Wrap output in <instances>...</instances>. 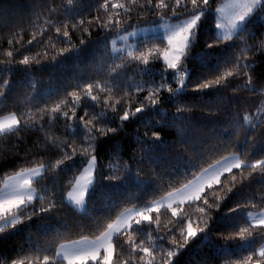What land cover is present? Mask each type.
<instances>
[{
    "label": "trees",
    "instance_id": "16d2710c",
    "mask_svg": "<svg viewBox=\"0 0 264 264\" xmlns=\"http://www.w3.org/2000/svg\"><path fill=\"white\" fill-rule=\"evenodd\" d=\"M222 1L210 0L211 8L217 9ZM108 2L106 11L105 0H74L71 5L67 0H0V69H4L0 71V85L4 81L10 85L2 89L0 116L14 113L21 120L20 131L0 135V186L9 174L39 164L48 166L33 181L39 195L26 212L18 214L23 222L0 234V264L19 259L29 264L26 257H31L30 264H42L45 255L50 259L54 256L59 243L99 235L121 210L149 203L227 154L237 153L244 164L264 159V11L254 12L238 39L234 35L231 41L218 45L215 50L221 55L214 56L212 63L220 62V66L215 70L202 67L198 54L205 50L206 42L215 39L209 29L216 24L217 13L202 21L187 58H182L191 71L186 93L174 99L167 88L161 89L154 97L158 104L147 107L150 93L163 77L173 89L178 87L173 70L164 72L167 41L160 36L142 37L132 50L113 52L111 39L134 26L167 17H187L191 4L184 0L187 7L173 14L176 0H165L169 8L163 10L154 6L149 10L147 0H137L129 5L132 11L121 15L119 25L105 28L110 19H116L118 10L111 4H128V0ZM158 2L153 0V5ZM65 30L68 37L63 36ZM128 52L147 56L148 63L132 60ZM25 57L29 59L27 65L21 63ZM237 59L255 62L249 74L259 92L244 87L247 77L234 67ZM228 70L239 71L240 75L229 77L226 85L193 91L199 83L215 80ZM96 83L103 89L92 90L98 102L85 99L86 86ZM73 92L81 96L83 107H75V115L69 119L64 113L72 115ZM142 105L145 110L124 121L122 131L107 136L94 131L95 186L90 194L88 191L86 209H76L65 194L90 157L82 155L88 146V133L80 117L87 112L85 122L91 120L89 126L94 130L119 128V117ZM57 106L59 110L53 112ZM245 115H251L252 124L259 126L253 129L246 124ZM70 124L76 127L69 129ZM154 132L159 140L153 139ZM73 150L76 156L70 158ZM203 196L213 205L210 211H199V207L207 208L203 199L176 206V217L171 208L164 207L150 213L152 222L142 223L143 232L126 231L114 236L112 264H163L166 252L159 249L171 250L173 239L176 244L183 243L180 229L184 227L186 234L188 220L193 228L205 231L190 240L172 264H243L249 254L254 260L259 258L256 253L264 242V232H252L254 253L239 247L244 241L238 232L249 223L247 212L264 208V174L259 169L234 168L221 175L219 184L206 187ZM52 202H56V208L51 212L38 211ZM234 207L237 211L232 214L236 218L233 223L238 227L221 222ZM33 208L38 214L32 215ZM129 236L137 244L143 241L141 247H147L151 254L139 250L133 254L129 244L124 243Z\"/></svg>",
    "mask_w": 264,
    "mask_h": 264
},
{
    "label": "snow or ice",
    "instance_id": "6c2138e0",
    "mask_svg": "<svg viewBox=\"0 0 264 264\" xmlns=\"http://www.w3.org/2000/svg\"><path fill=\"white\" fill-rule=\"evenodd\" d=\"M68 4L71 5L74 3V0H67ZM188 2L191 4V11L189 13V18L183 20L180 24L175 25L174 27L169 29V35H168V44L172 46L175 44V47L172 48V51L175 54L174 59L169 60L168 59V51L166 50L164 53V58L167 67L164 69V72L167 73L168 69H172L174 72L173 80L174 82L178 83V87L173 89L171 85L167 82L166 77H163V82L157 86H155V90L150 93L149 100L150 104L146 105L147 107H153L158 104V100L154 97L158 95L161 89L167 88V90L171 93L172 98L178 99L181 95L186 93L187 90V82L188 79L191 77V71L187 69V67L184 65L182 58H187L192 45L195 43V40L197 36L200 33V24L202 21H204L206 18L211 19L216 13L223 12V8H217L213 10L211 8L210 0H188ZM137 0H128V4L125 3H112L111 8L118 10L115 13L116 19L113 22V20H109L106 24L103 26L105 28L109 27H116L121 23L120 17L123 13H127L132 11L133 9L129 6L131 4H136ZM148 8L149 10L154 6L157 9H168L169 5L165 3V0H159L158 3L153 5V0H147ZM103 7L106 11L109 10V2L108 0H105V3L103 4ZM140 8H143L144 5H139ZM187 4L184 3V0H176L175 8H172L171 11L173 14H175L176 9L178 8H186ZM227 7L232 8L233 10H240L242 11H234L233 19L230 21V26L227 31H219L224 28V25L221 23H216L214 27H210L209 32L214 35L215 39L212 42H206L204 45L205 50L198 54L199 60L198 63L202 67H208L213 70L218 69L220 66V62H217L215 64L212 63V58L214 56L221 55L220 52H217L215 49L218 47V45L221 42L231 41L233 39V36L236 35L237 39L239 38V33L243 32L247 29L248 24L252 21V17L254 12L257 10L264 11V0H246L244 3H240L239 0H234L233 3L227 5ZM264 19V17H262ZM84 21H80V24L82 25ZM65 29L67 28V25L64 26ZM75 27V25H73ZM57 33L60 32V28L57 27L56 29ZM129 35H135V33H130ZM64 37H68L69 33L67 30L63 32ZM121 39H127V37H120ZM32 41H29L31 43ZM120 51V50H117ZM9 57L12 56L11 52H8L7 54ZM128 56L131 57L132 60H139L144 64L148 63V57L141 54V55H132L131 52L127 53ZM229 61H225V63H228ZM22 64L27 65L29 63L28 57H25L22 61ZM234 67L238 70H243V74L247 77V83L244 85L245 88H247L249 91L253 92H259L260 89H256L253 86V77L249 74L250 71L254 70L256 67L255 62H243L237 59ZM4 69H0V71H3ZM7 71H11V69H7ZM239 71H225L223 75H221L219 78L215 80H209L207 82L199 83L196 88L193 89V91H203L207 90L209 88H213L216 86L226 85V82L229 77L233 76H239ZM9 82L4 81L2 85H0V97L4 96V91L2 89L9 88ZM98 88L101 91L103 89L100 87L99 83L94 84H88L86 86L87 90L83 93L85 99H90L93 102H98V97L96 95H93V88ZM142 90V89H141ZM71 95L74 97L73 105L74 109L72 112V115L69 116V113H64V116L72 119L75 115V107H83L79 102L81 100V96L77 95V93L73 92ZM144 105L141 107H137L134 112H130L126 110L122 116L119 117L120 120V126L119 128H98L93 129L90 127L91 120H88L85 122V117L88 115L87 112H85L84 116L80 117V122H83V128L87 131L88 135L85 136V140L87 142V147L82 150V155L85 157H91L90 159L86 160L85 163L87 164V167L84 169L85 172H89L91 169L94 168L96 164V157L92 155V152L95 151V145H96V136L94 135L95 132H99L101 136H107L109 133L116 134L123 130V122L127 121L131 117H136L138 113H142L145 110ZM59 106H57L56 109H53V112L58 111ZM115 111V108L112 109ZM181 109H178V112H181ZM259 111V110H257ZM101 116H105L106 113H100ZM180 119H183L182 116L178 117ZM113 119V118H110ZM243 121L248 124L253 129L255 127H258L259 125H253L252 124V116L251 115H245L243 117ZM69 129H74L76 125H69ZM21 130V120L17 118L15 114L11 116H6L3 118V120H0V135H6L9 133H15ZM153 139L159 140L160 137L158 133H153ZM67 156L68 154L65 153ZM76 156L75 150H73L71 157L74 158ZM235 162L230 164L228 167L224 169L226 172H231L233 168L236 169H251L252 171H256L257 169L260 170L262 174H264V159L257 160L254 164H244L236 157L232 158ZM58 163H63V161H60ZM48 166L41 165L39 169H33L30 170L28 175L30 176H39L40 173L44 170H46ZM209 170L205 169V172L207 173ZM25 173H18L16 177H10L8 181H6V187L11 188V192L5 193L4 198H0V234H4L7 229H15L16 225L19 223H22L23 221L20 220L18 214H23L27 211L29 206L33 202V196L32 192L33 189L31 188L32 181L29 179H23V176ZM220 175L221 173L215 172L210 176L209 180L206 182L207 187L209 189L212 188V183L219 184L220 183ZM83 179V177H81ZM235 179V176H233V180ZM80 181L77 180V185H79ZM94 182L89 181V185L87 186L90 194V190L94 188ZM188 185H185V188H187ZM231 191V189H229ZM204 192V186L201 185L198 190H194L192 193L188 195V202L190 204L195 203L196 201H200L203 199L205 207H199L200 212L210 211L213 207L212 204L209 203L208 197L203 196L202 193ZM173 194L170 193L169 196L171 197ZM68 202L70 204H74L75 207H77L80 210H84L85 200L83 194H81L79 197L73 196V194L70 192L68 194ZM183 203V201H181ZM170 206V205H169ZM216 207H219V204H216ZM56 208V202L50 203L49 207L47 208H40L38 211L43 213L51 212L53 209ZM15 210V211H14ZM159 212L158 207H152L147 206L145 210L136 211V215L140 217V219L132 220L131 217L128 218V221L126 222V229H122L120 227H115L112 224L108 225V230L104 236L101 239H98L95 242H91L89 248L81 247L80 245L83 243L81 241H77L72 245H61L60 249L57 250L54 254V256L50 259L49 256L45 255L42 260V264H62L63 261H67V264H86V261L89 259L95 261L97 259V254L99 249L103 246L104 242H108L107 248H105L106 255L103 257V264H112L113 260V254L115 251V246L113 245L112 238L113 235L119 237L120 235H124L126 231L131 232H143L142 223L152 222V217L146 213L148 212ZM237 211V208H231L229 209L228 213H226L222 218V223H227L228 225L232 227H238L237 224L233 223V221L236 219L232 214ZM38 214L37 210L35 208L32 209V215ZM172 216L176 217L178 216V212L175 208L172 209ZM246 218L248 221H255V223L249 222L247 226L240 227L238 235L241 238L244 243H241L239 246L241 249L245 251H249L250 253H254V242L250 239L252 236V232L259 229L261 232H264V212H261L260 214H253V213H247ZM28 219H31V215L28 216ZM184 218L181 216V221ZM205 231L204 228H193L191 220H188L187 222V228H186V234L184 227H181L180 234L183 239V243L176 244L175 239H173L172 244L174 247L171 248V250H165V249H159V251L166 252V255L162 257L163 264H172L173 258L180 254V252L187 246L190 240L197 237L198 233H203ZM247 233V237L245 234ZM0 238H3L0 236ZM158 239H164V237H157ZM124 243L129 244V247L131 248V252L135 254L138 250L143 251L144 253H149V249L147 247H141V244L143 241H141V244H137L131 236L128 237V240L124 241ZM259 258L253 259V255L249 254L245 259L243 264H264V246H262L258 253H256ZM117 258H119L117 256ZM26 259L29 260V264L31 261V257H26ZM143 259V257H141ZM12 264H25L24 259L14 260ZM127 264V262H125ZM149 264H151V261H149Z\"/></svg>",
    "mask_w": 264,
    "mask_h": 264
},
{
    "label": "rangeland",
    "instance_id": "374dc122",
    "mask_svg": "<svg viewBox=\"0 0 264 264\" xmlns=\"http://www.w3.org/2000/svg\"><path fill=\"white\" fill-rule=\"evenodd\" d=\"M233 2H234V0H223L219 4V6L217 7V8H223L224 9L223 12L216 14V23H221L222 25H224V28L219 30L221 32L227 31L229 29L230 21L233 19L234 11H242V9L233 10L232 8L227 7V5H229ZM239 2L244 3V2H246V0H239ZM188 18H189V16L181 18V19L173 20V19H170L167 17V18H162L158 22L149 23V24L140 25V26H134L128 30L119 31L111 39V48H112L113 52L130 51L134 48L135 42L137 39L142 38V37H148V36L163 37L167 41V44H168L169 29L174 27L175 25L180 24L183 20L188 19ZM130 33H135V35H129ZM122 36L127 37V39H121L120 37H122ZM174 47H175V44H173L172 46H170L168 44V46H167L166 50L168 51V59L169 60L174 59V56L176 54L172 51V48H174ZM117 50H120V51H117ZM164 53H163V59L165 61ZM13 114L14 113H8L5 115H1L0 120H3L4 117L11 116ZM233 157H236L237 159H239V155L237 153L227 154V155L223 156L222 158L214 161L213 163L207 165L206 167L202 168L199 172H197V174H195L192 178L187 180L183 185L166 192L165 194L159 196L158 198L151 200L149 203H147L143 206H135L134 205V206L126 207L125 209L121 210L117 214L115 219L110 224L114 225V228L120 227L122 229H126V222L128 221V218L131 217L133 221L136 219H140V217L135 214L136 211L137 210L143 211V210H145V208L147 206L158 207L159 209L164 208V207L176 209V206L182 205V204L188 202V199H187L188 195L190 193H192L194 190H198L201 185H203L204 189H205L207 187L206 182L209 180L210 176H212L213 173L219 172V173H221V175L226 173V171H224V169L226 167H228L230 164L235 162L232 159ZM90 158L91 157H89V159ZM41 165L42 164L35 165L32 167H28V168L19 170L15 173L7 175L3 179L1 186H0V198H4L5 193L11 192V188L6 187V181H8L10 177H16L18 173H22V172L25 173V175L23 176V179H29L32 181L31 188L33 189V192H32L33 199L35 197H37L39 195V192L36 189L33 181L36 178H38L42 174L43 171L40 173L39 176H30V175H28V173L30 172V170L39 169ZM86 167H87V164L85 163L83 165L81 171H79L76 174L72 185L70 186V188L67 190V192L65 194V199L67 201H68V194L70 192L75 197H79L81 194H83L84 200H85L84 210L86 209L87 194L89 191L87 186L89 185L90 180L94 182L96 164H95L94 168L91 169L89 172L84 171V169ZM205 169H208L209 171L206 173ZM221 175H220V177H221ZM81 177H83V179H81ZM77 180L80 181L79 185H77ZM212 184H215V183L213 182ZM185 185H188V187L185 188ZM170 193L173 194L171 197L169 196ZM181 201H183V203H181ZM72 205L74 206V204H72ZM75 208L78 209L77 207H75ZM78 210H80V209H78ZM80 211H83V210H80ZM249 212L258 215L261 212H264V208L261 210H254V211H249ZM249 212H247V213H249ZM150 213L151 212H148L146 214L150 215ZM248 222L255 223V221H248ZM107 231H109L108 226L99 235H97L95 237H82V238H78V239H74V240H70V241L61 242L57 245L56 251L60 249L61 245H72L77 241L83 242L80 246L87 249V248H89L91 242H95L98 239H101ZM114 236L115 235H113V237ZM111 242L113 243V238H112ZM107 246H108V242L105 241L103 246L99 249L98 254H97L96 260H101L102 264H103V257L106 255L105 248H107ZM262 246H264V242L259 245L257 251H259V249ZM88 261H93V260L89 259Z\"/></svg>",
    "mask_w": 264,
    "mask_h": 264
},
{
    "label": "water",
    "instance_id": "95a60500",
    "mask_svg": "<svg viewBox=\"0 0 264 264\" xmlns=\"http://www.w3.org/2000/svg\"><path fill=\"white\" fill-rule=\"evenodd\" d=\"M179 86V85H178Z\"/></svg>",
    "mask_w": 264,
    "mask_h": 264
}]
</instances>
